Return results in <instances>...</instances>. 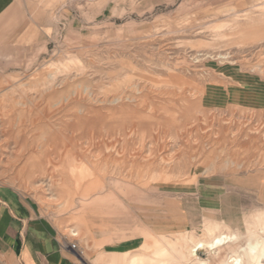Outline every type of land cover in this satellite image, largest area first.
<instances>
[{
    "label": "rangeland",
    "instance_id": "1",
    "mask_svg": "<svg viewBox=\"0 0 264 264\" xmlns=\"http://www.w3.org/2000/svg\"><path fill=\"white\" fill-rule=\"evenodd\" d=\"M6 198L0 264L30 239L78 264L263 248L264 0H0Z\"/></svg>",
    "mask_w": 264,
    "mask_h": 264
},
{
    "label": "crops",
    "instance_id": "2",
    "mask_svg": "<svg viewBox=\"0 0 264 264\" xmlns=\"http://www.w3.org/2000/svg\"><path fill=\"white\" fill-rule=\"evenodd\" d=\"M6 201L7 202H4V204L0 202V242L6 245L5 249L13 262L15 260L13 252L15 251V247L13 245L15 240V233L12 232V229H16L17 227H19V223L13 217L9 216L7 206H5H10V202H12V200L10 198H6ZM63 238L66 240V242H69L67 237ZM48 245L49 244L45 242V247H37L36 245H34L31 239L28 240L22 250V255L20 258L21 262H23L24 264H78L74 259L67 258L68 256L64 255L62 252H58L57 250H55L54 246ZM46 250H49V252H51L49 253L48 257H46ZM155 251H157V248L151 246V248L147 251L150 253V259H143L142 254L140 257L134 259L131 264H152L153 261L151 260V258L154 256L153 252ZM85 257L88 258L87 255H85ZM120 258L122 257L114 254L111 257V262L118 263Z\"/></svg>",
    "mask_w": 264,
    "mask_h": 264
},
{
    "label": "bare ground",
    "instance_id": "3",
    "mask_svg": "<svg viewBox=\"0 0 264 264\" xmlns=\"http://www.w3.org/2000/svg\"><path fill=\"white\" fill-rule=\"evenodd\" d=\"M236 234L234 235H227V234H220L214 236L209 241H197L194 246L192 247V254L198 255V251H207L210 252L216 246L220 244H224L230 242L236 238ZM262 241H249L246 246L243 248L245 251L244 256H235L232 261L234 264H258L264 258V247L262 248ZM209 248V249H208ZM203 261H208V259H202ZM203 264V263H201Z\"/></svg>",
    "mask_w": 264,
    "mask_h": 264
},
{
    "label": "water",
    "instance_id": "4",
    "mask_svg": "<svg viewBox=\"0 0 264 264\" xmlns=\"http://www.w3.org/2000/svg\"><path fill=\"white\" fill-rule=\"evenodd\" d=\"M201 254L204 253V252H207V251H199Z\"/></svg>",
    "mask_w": 264,
    "mask_h": 264
}]
</instances>
